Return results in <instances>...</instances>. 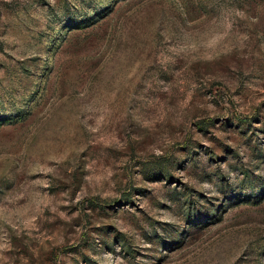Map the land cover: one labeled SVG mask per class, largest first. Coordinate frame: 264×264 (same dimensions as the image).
Masks as SVG:
<instances>
[{
    "label": "rangeland",
    "instance_id": "374dc122",
    "mask_svg": "<svg viewBox=\"0 0 264 264\" xmlns=\"http://www.w3.org/2000/svg\"><path fill=\"white\" fill-rule=\"evenodd\" d=\"M0 264H264V0H0Z\"/></svg>",
    "mask_w": 264,
    "mask_h": 264
}]
</instances>
